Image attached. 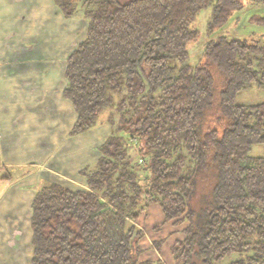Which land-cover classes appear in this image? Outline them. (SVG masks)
I'll list each match as a JSON object with an SVG mask.
<instances>
[{
    "label": "trees",
    "instance_id": "trees-1",
    "mask_svg": "<svg viewBox=\"0 0 264 264\" xmlns=\"http://www.w3.org/2000/svg\"><path fill=\"white\" fill-rule=\"evenodd\" d=\"M53 1L63 18L87 21L64 70L70 136L103 115L110 133L79 171L85 189H36L30 264H163L141 258L138 223L151 205L162 214L153 230L169 224L181 235L172 264H264V157L250 155L264 145V101L235 102L264 88V35L208 37L188 61L200 11L210 9L211 34L243 0Z\"/></svg>",
    "mask_w": 264,
    "mask_h": 264
},
{
    "label": "crops",
    "instance_id": "crops-1",
    "mask_svg": "<svg viewBox=\"0 0 264 264\" xmlns=\"http://www.w3.org/2000/svg\"><path fill=\"white\" fill-rule=\"evenodd\" d=\"M86 26L81 16L63 18L53 0H0V176L11 174L0 180V264H30L36 189L44 182L85 189L79 171L96 161L110 133L102 120L70 136L76 115L63 97L64 70ZM143 221L159 226V207L151 205ZM172 242L162 255L170 258ZM150 246L142 259L148 250L158 254Z\"/></svg>",
    "mask_w": 264,
    "mask_h": 264
},
{
    "label": "rangeland",
    "instance_id": "rangeland-1",
    "mask_svg": "<svg viewBox=\"0 0 264 264\" xmlns=\"http://www.w3.org/2000/svg\"><path fill=\"white\" fill-rule=\"evenodd\" d=\"M243 3H244V7L241 10L233 12L228 22L225 25H223L221 28L214 29L211 34H209L206 27L207 22L210 19V14H211L210 9L205 8L200 11V13L198 14V16L196 17L193 23V26L200 32V37L198 41L192 42L191 44L188 45L189 64L194 65L197 63L200 57V53L202 51V46L205 43V41L208 39V37L213 38L218 35H224L228 38H248L249 36L255 34H256L255 36L264 35V25L258 23L256 24L251 21L252 17L254 16L264 17V0L260 2H257L256 0H243ZM263 101H264V88L259 89L256 88L255 86H251L245 90H242L235 97V102L243 105L257 104ZM101 119L105 122L106 115H103ZM250 155L253 157H264V145L252 146ZM203 189H204V185L198 191V194H203ZM138 224L139 227H141L145 232V237L143 239L144 242L142 241L141 244L144 246L145 249H147V246L149 247L153 242L165 239V242L162 247L163 253H161L160 250H156V249L155 251L158 252V254L148 250L145 253L147 256H144V259L156 260L155 258H161L158 260H160L163 264H172V260L168 256H164L162 254H165V250L167 249L168 245L173 241V235L177 239L181 237L179 232H173L176 230H174L173 227H170L169 224L162 225L160 228V230L162 229V231L160 233L155 232L153 228L151 229V226L146 224L144 221L142 223L140 220ZM157 255L160 257H158ZM230 260H232V257L225 258L221 262V264H226Z\"/></svg>",
    "mask_w": 264,
    "mask_h": 264
}]
</instances>
